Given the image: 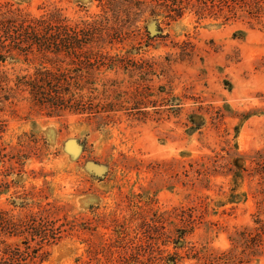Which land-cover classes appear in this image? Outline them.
<instances>
[{"label": "rangeland", "instance_id": "374dc122", "mask_svg": "<svg viewBox=\"0 0 264 264\" xmlns=\"http://www.w3.org/2000/svg\"><path fill=\"white\" fill-rule=\"evenodd\" d=\"M138 1L0 0V264H264V4ZM49 14L54 55L19 24Z\"/></svg>", "mask_w": 264, "mask_h": 264}, {"label": "trees", "instance_id": "16d2710c", "mask_svg": "<svg viewBox=\"0 0 264 264\" xmlns=\"http://www.w3.org/2000/svg\"><path fill=\"white\" fill-rule=\"evenodd\" d=\"M168 0H163V2H167ZM188 3L190 0H186ZM197 13H203L205 10H212L214 8L217 9L218 12L223 11V8H226L227 11H232L233 5L229 2V0H195ZM167 7L174 13V16H180L181 10L185 6L182 5V0H170L168 1ZM139 5L138 0H105L104 2V18H111L112 20L118 19L120 13L126 12L129 13L130 8L136 7L135 4ZM264 4V0H249L246 5L248 7V12L257 16V14L262 9ZM166 9V17H173V14H170L171 11ZM152 13V10H151ZM137 15V12L134 13ZM227 14L224 13V16ZM106 16V17H105ZM110 19V20H111ZM1 24V22H0ZM20 26H22L25 34L27 35L28 40H26V47L30 48L33 45L36 46V50L41 51L46 55L47 52L51 54H55L60 47L61 43L65 45H72L71 36L68 33V30L64 33L63 39H59V25L58 20L52 14L47 16H41L39 18H28L22 19L20 21ZM90 26L95 28L96 21H92ZM89 36V35H88ZM92 38L95 40L96 38L93 36H89L86 40ZM76 45H81V42L78 41L75 43ZM93 58V61L101 62L103 65H107L109 67L115 66L117 63L121 61V59L110 57L103 53H93L87 60ZM55 56L49 58V61H56ZM81 62V61H80ZM37 76L42 77V80L33 78L31 80L25 81L21 84L25 85L28 88L30 94L37 99L41 100L42 103L47 104L50 108L56 109L63 106V98L58 96V92L56 89V80L55 79H47V77H53V74L49 73L47 69L40 70L36 72ZM18 85V84H17ZM8 90L3 91L4 99H7L9 96ZM95 88H93L94 90ZM2 87H0V91ZM3 99H0L2 101ZM4 101V100H3Z\"/></svg>", "mask_w": 264, "mask_h": 264}]
</instances>
